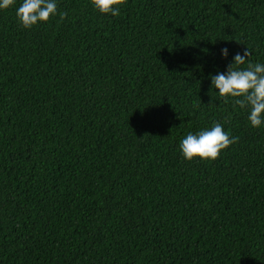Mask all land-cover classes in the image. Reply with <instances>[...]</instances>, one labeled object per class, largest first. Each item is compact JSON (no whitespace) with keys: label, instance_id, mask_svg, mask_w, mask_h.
Listing matches in <instances>:
<instances>
[{"label":"trees","instance_id":"1","mask_svg":"<svg viewBox=\"0 0 264 264\" xmlns=\"http://www.w3.org/2000/svg\"><path fill=\"white\" fill-rule=\"evenodd\" d=\"M19 2L0 10V264H264V127L209 80L245 48L264 63V0H57L27 29ZM213 121L236 142L184 159Z\"/></svg>","mask_w":264,"mask_h":264},{"label":"clouds","instance_id":"2","mask_svg":"<svg viewBox=\"0 0 264 264\" xmlns=\"http://www.w3.org/2000/svg\"><path fill=\"white\" fill-rule=\"evenodd\" d=\"M15 0H0V10L13 5ZM124 0H90L96 11L115 17L120 14ZM17 21L23 28H31L39 22H46L49 16H56L57 0H20L14 9ZM66 13L59 12L64 18ZM220 55L227 58L228 49L221 48ZM250 56L248 48L232 55L230 63L223 72L209 74L210 88L216 95L227 99L238 98L234 104L247 110L246 120L253 128L264 127V63L248 60L246 67H240ZM237 137L231 136L220 122L213 121L210 126L187 132L178 143L180 155L191 160L194 157L214 160L220 151L235 143Z\"/></svg>","mask_w":264,"mask_h":264}]
</instances>
